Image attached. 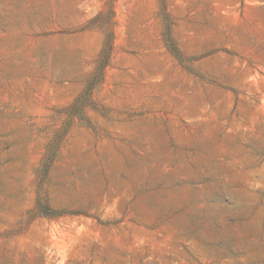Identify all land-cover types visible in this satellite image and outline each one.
<instances>
[{
	"label": "rangeland",
	"instance_id": "374dc122",
	"mask_svg": "<svg viewBox=\"0 0 264 264\" xmlns=\"http://www.w3.org/2000/svg\"><path fill=\"white\" fill-rule=\"evenodd\" d=\"M0 264H264V0H0Z\"/></svg>",
	"mask_w": 264,
	"mask_h": 264
},
{
	"label": "trees",
	"instance_id": "16d2710c",
	"mask_svg": "<svg viewBox=\"0 0 264 264\" xmlns=\"http://www.w3.org/2000/svg\"><path fill=\"white\" fill-rule=\"evenodd\" d=\"M110 39H111V37H107V39H105V42L103 44V48H102L101 53H100V55L104 56L105 58H107V56L109 55V51H110V47H111ZM103 67H104V64L97 66L95 69V72L93 74V77L97 74L101 75ZM94 84L95 83H93V81L91 79V80H89L87 87H89L91 89L94 86Z\"/></svg>",
	"mask_w": 264,
	"mask_h": 264
}]
</instances>
